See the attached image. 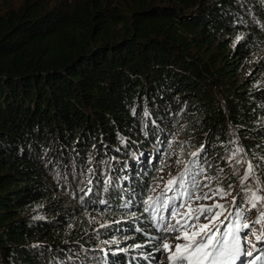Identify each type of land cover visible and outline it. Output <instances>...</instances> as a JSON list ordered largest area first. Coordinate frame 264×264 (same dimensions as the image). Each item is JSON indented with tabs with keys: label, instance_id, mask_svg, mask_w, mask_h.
Here are the masks:
<instances>
[{
	"label": "trees",
	"instance_id": "16d2710c",
	"mask_svg": "<svg viewBox=\"0 0 264 264\" xmlns=\"http://www.w3.org/2000/svg\"><path fill=\"white\" fill-rule=\"evenodd\" d=\"M175 137L185 161L203 146L241 208L246 189L264 196V0L0 12V264H155L142 201ZM118 236L143 248H99Z\"/></svg>",
	"mask_w": 264,
	"mask_h": 264
},
{
	"label": "snow or ice",
	"instance_id": "6c2138e0",
	"mask_svg": "<svg viewBox=\"0 0 264 264\" xmlns=\"http://www.w3.org/2000/svg\"><path fill=\"white\" fill-rule=\"evenodd\" d=\"M183 151L181 145L180 154H176L174 161L180 166L179 172L174 175L169 171L167 177L163 173L165 168L171 167L172 153L163 154L156 169L158 176L154 178L157 183L150 186L152 194L142 201L143 212L150 213L151 219L158 221L156 230L161 232L159 236L149 237L148 243L155 252L168 254L166 260H157V264H264V196L248 188L249 208H241L235 196L226 207L219 201L232 195L229 191L232 185L224 187L218 183L213 187V182L220 181L221 176L207 175L203 146L192 151L188 161L181 158ZM240 151L243 150L237 149ZM235 162L240 164L239 160ZM250 178H255L251 164L241 185ZM254 210L259 215L251 220L250 214H255ZM233 216L235 219L230 220ZM136 247L143 248V245Z\"/></svg>",
	"mask_w": 264,
	"mask_h": 264
},
{
	"label": "rangeland",
	"instance_id": "374dc122",
	"mask_svg": "<svg viewBox=\"0 0 264 264\" xmlns=\"http://www.w3.org/2000/svg\"><path fill=\"white\" fill-rule=\"evenodd\" d=\"M21 1L22 0H0V12L3 13L4 11H6V10H8L10 8L19 6L21 4ZM54 1L62 2L64 0H54ZM66 1H71V0H66ZM170 144H171L170 153H172V156H171V160L169 161V163L171 164V167L170 168H165L164 173H163L165 175V177H167V174H168L169 171H171L172 174L175 175L180 170V166H177L174 163V161L176 159V154H180V148H181L180 139H176V137H175L174 140H172L169 144H166V146H168ZM164 153L165 152H161L160 155L155 159V163L157 161V163H156L157 164V168L159 167L158 166L159 165L158 161H159V159H161L163 157ZM184 157L185 156L181 154V158L184 159ZM246 170H247V168H246ZM157 176H158V172L156 171V174L154 175V177L151 179L150 183L148 184L149 186L147 188V192H146V195L144 196L143 201L147 198L148 195L152 194L149 191V188H150L151 185H154L155 183H157V181L154 179ZM201 179H203V177H201ZM218 183H221V181H217V183L213 182V187H215V185L218 184ZM258 188H259L258 189L259 191L263 190L262 186H260L259 184H258ZM229 191H231L232 195L219 201L220 203L225 204L226 207L229 206V201L232 200L233 196H235L236 199H237V197L239 196V194L241 192V187L240 186H234L231 189H229ZM259 191H257V192H259ZM169 195H172V193H169ZM200 203L210 204V203H212V201H200ZM230 210L234 211L235 209L230 208ZM258 215L250 214L251 220H255ZM87 219L89 221V224H91V226H94V227H101V226H106V225L109 224V222L106 219H102V220L101 219H95L94 217H91V216H87ZM221 219H223V217H221ZM229 219L230 220H234L235 217L233 216V217H230ZM153 221H157V220H153ZM157 223H158V221H157ZM225 223H228V221H225ZM256 227L260 228V225H257ZM159 235H161V234H159ZM113 236H117V235H113ZM100 239H102V237ZM125 240H126V238H123L122 236H118V237H116L114 239H109V240H98L99 241L98 246H99V248H105V247L106 248H111V247H114L113 251L120 250L121 248H125L126 246H129V247L125 248V249H127V252H131L132 250L137 248L136 245L134 246V242H137V241L130 242L129 240H126V241ZM131 244L133 246H131ZM167 255L168 254L166 252L163 255H161V253H158V255L156 257L155 264H157V260H166L167 259Z\"/></svg>",
	"mask_w": 264,
	"mask_h": 264
}]
</instances>
